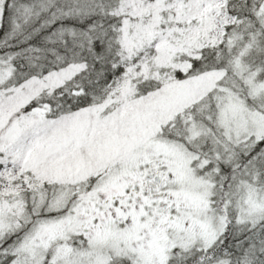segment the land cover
Masks as SVG:
<instances>
[{
  "label": "snow or ice",
  "instance_id": "snow-or-ice-1",
  "mask_svg": "<svg viewBox=\"0 0 264 264\" xmlns=\"http://www.w3.org/2000/svg\"><path fill=\"white\" fill-rule=\"evenodd\" d=\"M0 264H264V0H0Z\"/></svg>",
  "mask_w": 264,
  "mask_h": 264
}]
</instances>
